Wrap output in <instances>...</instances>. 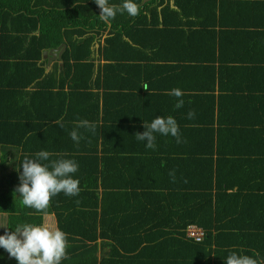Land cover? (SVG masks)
<instances>
[{
	"label": "trees",
	"instance_id": "1",
	"mask_svg": "<svg viewBox=\"0 0 264 264\" xmlns=\"http://www.w3.org/2000/svg\"><path fill=\"white\" fill-rule=\"evenodd\" d=\"M24 1L0 0V70L11 63L26 75L19 82H0L21 93L0 96V109L27 101L43 120L39 126H48L40 131L38 150L50 155L40 162L51 170L52 161H75L78 170L71 175L81 191L57 194L40 212L24 206L22 194L5 191L3 183L4 233H14L18 225L41 226L44 215L55 214L68 244L61 264H226L233 252L264 264V179L259 177L264 171L255 160L264 152V98H259L264 97V78L248 82L252 75L242 66L225 68L214 40L210 57L201 51V34L222 39L221 31L215 32L220 21L213 26L201 21V16H217L216 0H175L174 5L133 0L140 7L138 16L118 12L107 23L100 19L96 0ZM108 2L122 6L124 0ZM222 3L264 8V0ZM15 44L18 49L10 48ZM63 44V64L47 73L44 52ZM96 44L105 61L98 66ZM177 45L187 54L172 52L181 48ZM213 62L220 64L218 80ZM224 70L236 82L242 80L237 90L229 85L223 92ZM95 88H103V94ZM174 88L183 96L169 95ZM178 99L184 101L181 108L175 107ZM112 100L120 105L111 106ZM189 112L194 118H188ZM217 115L234 123L219 127ZM158 116L177 121L181 142L154 133L156 147L148 149L147 141L137 140L136 134L147 130L145 123ZM82 120L94 130L80 127ZM73 130L79 142L72 139ZM0 133L5 141L6 131ZM25 133L16 132L20 137ZM252 152L258 172L246 156ZM5 156L9 161L0 156V174L9 175L12 168L15 187L21 186L25 158L14 164L9 152ZM123 169L124 178L118 180ZM190 227L202 229L203 238L188 236ZM6 258L19 264L0 247V264Z\"/></svg>",
	"mask_w": 264,
	"mask_h": 264
},
{
	"label": "crops",
	"instance_id": "2",
	"mask_svg": "<svg viewBox=\"0 0 264 264\" xmlns=\"http://www.w3.org/2000/svg\"><path fill=\"white\" fill-rule=\"evenodd\" d=\"M47 1L53 2L56 0H47ZM58 1H62V0H58ZM223 1H227V0H216L218 10H217V16L214 17L215 19L213 18L212 20H209V19L204 20L203 17L201 16L202 22L203 21L209 22V24L212 26L217 24V22L220 21L221 27L220 25H217L216 26L217 29H215V32L218 33L219 31H221L222 33L221 42H220V38L213 39V36L209 33H205V36L201 34V47H203L201 48V51H203L207 55V57H210L211 52H212V47H213L212 41L214 40L216 41L215 47H217V51L222 52L223 57L226 60L225 65H224L225 68H226V64H229V63H230L228 65L229 67L242 66V69L251 73L252 75L248 82H250V80L251 82H253V79L255 78H258V80L263 79L264 78L263 76L264 62H257V61L264 59V8L259 9V6H258V9H250V8H237L236 9V6H234L233 8H230L231 7L230 3L226 5V3H222ZM248 1L251 3V0H248ZM33 2L35 4L36 0H34ZM27 3L28 1L25 0L21 4L26 5ZM170 3L171 5H174L175 0H170ZM6 10L7 9H5V11ZM2 13L4 14V9L2 10ZM210 16H212V14ZM17 35H21V32H17ZM244 39L249 40V43L242 44ZM204 43H206V46H207L206 48H204L203 46ZM242 45H246V46H242ZM177 46H181V45H177ZM10 48L18 49L19 46L18 44H15L11 46ZM100 48L101 46L99 44H96L95 49H94L95 53L93 54V58L96 59L97 66L99 65V63H105L104 60H101V56L99 54ZM186 49L187 48L181 46V48H176V49L173 48L172 52L178 53L177 55H180V54L186 55L187 54ZM243 55L246 59H249V60L239 61V62L234 60L236 58L235 56L241 57ZM47 56L45 57L43 54V61L47 59V62L45 64L47 73H50L51 71H53L56 64H59L60 67L63 64V62L59 59H55V60L51 59L49 61V58H47ZM213 64L215 66L214 75L215 77H217V80H218L219 74L221 72V70L219 69L220 64L218 62L216 63L213 62ZM17 67H20V66H14L11 63H5L3 68L0 70V82L2 80H5L7 82L13 83L14 78L17 82H19L23 78H26V75H24L25 70H21V68H17ZM247 68H253V70H249ZM164 70L166 72V69ZM59 72H61V70H59ZM223 81H224L223 83L226 84L223 86L224 93L228 91L226 87H229V85H232V87L237 90L240 87V84H242V80L236 82L234 78H229V75L225 74V70H224ZM137 82L138 80L136 81V83ZM136 83H133V84H136ZM217 88L218 89L220 88L219 84ZM30 89H33V88H27L26 90H30ZM93 90H95L96 92L98 91V93L100 94H103L104 92L103 88L102 89L95 88ZM19 92H20L19 89H15L9 84H3V85L0 84V96L5 97L6 99H10L11 97H13L12 94H21ZM228 94H231V93L229 92ZM259 98L262 99L264 97H262V94H260ZM86 99L89 102H91V104H93V100H90L89 98H86ZM105 100L107 101L106 96H105ZM101 102H103L102 99H101ZM112 102L114 103V105L110 102L111 106L120 105V104L115 105V100H112ZM11 107L12 108L6 107V108L0 109V131H6V137H7L5 141L0 140V144L2 142L4 143L3 145L2 144L0 145V149H4L6 153L9 152L11 154V158L14 159V164L16 162L19 163L23 158H26V157L29 159H38L36 157V153L40 152L38 150V147L40 146V143H39L40 139L42 140V132L40 131L43 130L44 128L48 129V126L47 125L43 127L39 126V125L44 124L42 122L43 120L38 116L36 112L32 113L29 110L27 106V101H22L21 103H14ZM87 111L88 110H86L85 112ZM215 121H216V125L219 127L225 123L231 127L230 124H232V122L234 123L233 119L230 120L227 118H222V117H219L218 115L215 118ZM34 126L36 127V129H34ZM21 130L27 131L28 133H25L24 137H20V134L17 135L16 132H19ZM32 136H35V137H33L30 140ZM0 137H2L1 133H0ZM25 143H27L26 146H25ZM257 148H258V144L255 145L254 151L258 152V150H256ZM6 153L0 154V156L3 157L6 161H9L7 156H5ZM250 154H251L250 156L249 155H246V156L251 159L252 165L257 167V172L259 171L260 167H262V171H264V152L261 157L262 159H255L256 153L254 152ZM254 159L260 160L262 162V166L259 167L255 163L256 161L254 162ZM0 162L2 161L0 160ZM123 171H126V170L123 169L117 174L118 180L121 179L122 177L124 178ZM259 177H262L264 179V174L260 175ZM0 178L4 180L1 182L0 185H3V183H5V186H4L5 191H8L12 194H15L17 192V188H19L20 186L15 187L16 184H15V179L12 177V168L9 170V175L6 174V176H4V174L2 173L0 174ZM48 215H50L49 217L56 218L55 214H46L44 215V217ZM1 223H2V220H1ZM56 224H57V219L55 220V225ZM1 264H18V263H14L12 259L6 258L3 260Z\"/></svg>",
	"mask_w": 264,
	"mask_h": 264
},
{
	"label": "clouds",
	"instance_id": "3",
	"mask_svg": "<svg viewBox=\"0 0 264 264\" xmlns=\"http://www.w3.org/2000/svg\"><path fill=\"white\" fill-rule=\"evenodd\" d=\"M96 3L102 10L100 19L105 23L114 19L118 12L126 11L132 17L140 14V7L133 0H124L122 6H110L108 0H96ZM143 88L147 89L146 86ZM169 95L180 98L183 92L179 88H174ZM183 104V99H178L175 107L181 108ZM194 115V112H189L188 118L192 119ZM79 126L92 130L95 128V125L87 120L81 121ZM145 128L147 130L143 134L137 133L136 138L139 141H147L148 149L156 147L154 133L171 134L177 138L178 143L181 142L177 121L172 116L166 118L158 116L150 124L145 123ZM71 137L77 142L81 139L75 130L71 132ZM49 155L47 151H40L36 153L38 159L26 157L23 160V171L20 177L22 185L17 189L22 194V204L40 212H44L49 207L52 198L57 194L63 192L68 196H76L81 191L80 181L72 178L71 175L77 172L78 164L70 159H60L52 161L51 170H49L48 164L40 162L48 161ZM67 246L66 234L47 224L18 225L14 233L0 236V247L6 249L19 264H61L62 259L67 258ZM226 264H258V261L253 257L233 252L227 257Z\"/></svg>",
	"mask_w": 264,
	"mask_h": 264
},
{
	"label": "water",
	"instance_id": "4",
	"mask_svg": "<svg viewBox=\"0 0 264 264\" xmlns=\"http://www.w3.org/2000/svg\"><path fill=\"white\" fill-rule=\"evenodd\" d=\"M150 1L151 0H144L142 4L148 3ZM66 48H67V45L66 44H63L62 46H60L57 49H51L49 51H46L44 53V56L46 57L48 55L49 58H50L49 61L51 59H53V60H55V59H61L62 54L65 52Z\"/></svg>",
	"mask_w": 264,
	"mask_h": 264
},
{
	"label": "rangeland",
	"instance_id": "5",
	"mask_svg": "<svg viewBox=\"0 0 264 264\" xmlns=\"http://www.w3.org/2000/svg\"><path fill=\"white\" fill-rule=\"evenodd\" d=\"M47 58H49V56H47ZM49 216L50 215L44 217V223H43V225L44 224H47L50 227L57 228V224L55 225L56 218L49 217ZM4 231H5V229H3L2 223H1V220H0V236L5 235Z\"/></svg>",
	"mask_w": 264,
	"mask_h": 264
},
{
	"label": "built area",
	"instance_id": "6",
	"mask_svg": "<svg viewBox=\"0 0 264 264\" xmlns=\"http://www.w3.org/2000/svg\"><path fill=\"white\" fill-rule=\"evenodd\" d=\"M188 236L195 238L196 240H200L204 236V232L202 229L197 227H190L188 229Z\"/></svg>",
	"mask_w": 264,
	"mask_h": 264
}]
</instances>
